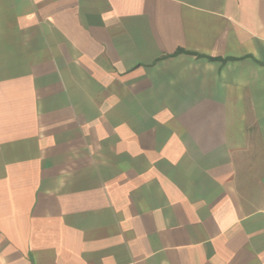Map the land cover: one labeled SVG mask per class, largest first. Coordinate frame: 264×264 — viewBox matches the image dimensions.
Returning a JSON list of instances; mask_svg holds the SVG:
<instances>
[{
    "label": "crops",
    "instance_id": "1",
    "mask_svg": "<svg viewBox=\"0 0 264 264\" xmlns=\"http://www.w3.org/2000/svg\"><path fill=\"white\" fill-rule=\"evenodd\" d=\"M0 264H264V0H0Z\"/></svg>",
    "mask_w": 264,
    "mask_h": 264
}]
</instances>
